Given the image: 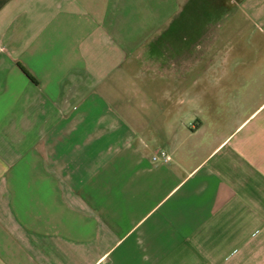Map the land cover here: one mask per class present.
Listing matches in <instances>:
<instances>
[{"label": "crops", "instance_id": "0c3cea01", "mask_svg": "<svg viewBox=\"0 0 264 264\" xmlns=\"http://www.w3.org/2000/svg\"><path fill=\"white\" fill-rule=\"evenodd\" d=\"M0 264H264V0H0Z\"/></svg>", "mask_w": 264, "mask_h": 264}, {"label": "built area", "instance_id": "2783aa9c", "mask_svg": "<svg viewBox=\"0 0 264 264\" xmlns=\"http://www.w3.org/2000/svg\"><path fill=\"white\" fill-rule=\"evenodd\" d=\"M6 52H11L9 48H5ZM169 160V156L165 152H159L156 155L152 156V161H162L167 162Z\"/></svg>", "mask_w": 264, "mask_h": 264}, {"label": "rangeland", "instance_id": "374dc122", "mask_svg": "<svg viewBox=\"0 0 264 264\" xmlns=\"http://www.w3.org/2000/svg\"><path fill=\"white\" fill-rule=\"evenodd\" d=\"M173 25L174 26H180L181 25L180 20H178L177 22H175Z\"/></svg>", "mask_w": 264, "mask_h": 264}, {"label": "trees", "instance_id": "16d2710c", "mask_svg": "<svg viewBox=\"0 0 264 264\" xmlns=\"http://www.w3.org/2000/svg\"><path fill=\"white\" fill-rule=\"evenodd\" d=\"M26 73V72H25ZM27 76H28V74H26ZM28 77H30V76H28Z\"/></svg>", "mask_w": 264, "mask_h": 264}]
</instances>
